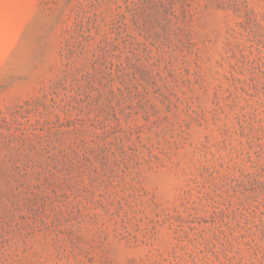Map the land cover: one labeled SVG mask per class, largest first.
<instances>
[{
    "label": "rangeland",
    "instance_id": "obj_1",
    "mask_svg": "<svg viewBox=\"0 0 264 264\" xmlns=\"http://www.w3.org/2000/svg\"><path fill=\"white\" fill-rule=\"evenodd\" d=\"M0 264H264V0H0Z\"/></svg>",
    "mask_w": 264,
    "mask_h": 264
}]
</instances>
